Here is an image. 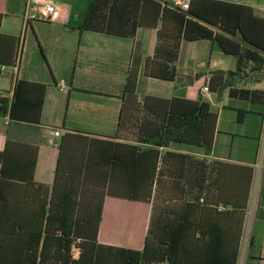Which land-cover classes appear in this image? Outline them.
<instances>
[{
	"label": "trees",
	"instance_id": "16d2710c",
	"mask_svg": "<svg viewBox=\"0 0 264 264\" xmlns=\"http://www.w3.org/2000/svg\"><path fill=\"white\" fill-rule=\"evenodd\" d=\"M6 3L0 0V24ZM80 3H84L81 9ZM188 3L182 7L170 0H77L73 11L80 12L81 18L78 22L69 18L67 23L129 37L141 26L157 28V44L147 58L145 71L167 80L176 79L180 73L176 62L181 42L208 38L236 59L235 68L212 71L207 81L209 90L228 88L230 96L264 105V87L235 84L252 71L264 75V14L249 3L235 0ZM20 46V36L0 31L1 69L17 65ZM45 92L46 84L41 81L17 79L13 99L0 96V115L39 123ZM156 99L160 105L154 108L152 101ZM144 104L148 115L130 136L146 145L125 144L129 151L124 157L117 148L119 143L113 142L116 146L108 165L109 181L60 182L57 178L50 202L46 191L36 212L10 208L11 201L0 194V264H238L248 192L242 198L226 197L219 180L207 175L219 189L218 196L208 197L204 165L210 166L205 159L175 149L161 150L172 143L211 152L218 112L202 97L165 99L149 95ZM237 110L238 119H243L246 109ZM10 146L9 141L0 151V179H30L36 158L27 174L14 173L10 169ZM172 159L179 164L174 167ZM188 162L195 165L189 178ZM166 175L174 176L167 182ZM249 175L248 185L251 168ZM21 184L28 193L32 183ZM166 184L176 190V197L158 192ZM110 198L128 202L121 237L110 232ZM20 202V206L31 205L33 200L26 197ZM140 202L151 203L145 233L146 220L140 223L135 208Z\"/></svg>",
	"mask_w": 264,
	"mask_h": 264
},
{
	"label": "crops",
	"instance_id": "0c3cea01",
	"mask_svg": "<svg viewBox=\"0 0 264 264\" xmlns=\"http://www.w3.org/2000/svg\"><path fill=\"white\" fill-rule=\"evenodd\" d=\"M56 1L67 14L65 19H31L28 23L25 0H7L0 24V31L16 36L30 25L41 53L39 58L34 57L37 51L32 45L23 66L19 56L17 65L0 68V95L4 94L11 101L19 78L46 84L39 123L13 119L9 114L0 115V151L11 142L8 151L11 171L27 174L30 163L36 158L30 179H0V194L11 201L10 208L40 211V199L47 191L50 202L57 178L60 182L109 181L108 165L116 146L113 142L119 143L117 148L124 157L129 151L125 144L146 145L130 136L138 128L139 121L148 115L144 104L146 96L165 99L202 97L208 99L213 110L218 112L211 152L172 143L161 150L175 149L190 153L194 158L203 157L210 166L204 165L208 197L218 196L219 189L207 175L219 180L226 197L242 198L248 192L238 264H264V105L230 96L228 88L221 92L203 88L213 70L235 68V57L208 38L183 40L176 62L180 70L178 77L167 80L150 76L145 65L157 44V28L141 26L133 37L81 28L76 23H67L69 18L74 22L81 18L80 12L73 11L75 1ZM83 4L80 3V9ZM197 45L198 49L195 48ZM261 76L252 71L247 76L251 85L241 84L246 77L237 79L235 84L264 87V75L262 79ZM152 102L154 108L159 107V100ZM239 107L246 109L241 120L238 119ZM55 128L60 129V135L51 132ZM171 164L175 167L179 163L172 159ZM187 165L189 178L190 168L194 175L195 165L190 162ZM250 168L252 175L248 185ZM172 176H168L167 182L173 179ZM27 181L32 183L28 193L21 184ZM165 186V189L160 186L158 192L176 197V190ZM26 197L32 199L33 204L20 206V200ZM140 203L148 206L145 233L151 203Z\"/></svg>",
	"mask_w": 264,
	"mask_h": 264
},
{
	"label": "rangeland",
	"instance_id": "374dc122",
	"mask_svg": "<svg viewBox=\"0 0 264 264\" xmlns=\"http://www.w3.org/2000/svg\"><path fill=\"white\" fill-rule=\"evenodd\" d=\"M77 2V0H73ZM241 2H246L251 4L256 11H258L261 14H264V0H237ZM37 22H34V24ZM21 36V46H20V51H19V56H21V64H25L29 58V52L32 50V45H34V49L37 51L34 53V57L39 58L41 55L39 49L36 47V41L34 37V32L31 29V26L29 25L28 27H24L22 29V32L20 33ZM24 43V47L22 46ZM23 47V49H22ZM196 49L199 48V45L195 47ZM247 78V79H246ZM245 80H242L241 84H247L251 85L252 82L249 81L248 77H246ZM128 202L119 200V199H113L110 198L108 200V219H109V224L111 226L110 232L111 234L115 235V237H121L123 235V230H124V219L126 215V210H127ZM137 211V217L140 220V223L142 221L146 220V214L148 213V206L144 203H136L135 207ZM143 226V225H142Z\"/></svg>",
	"mask_w": 264,
	"mask_h": 264
},
{
	"label": "built area",
	"instance_id": "2783aa9c",
	"mask_svg": "<svg viewBox=\"0 0 264 264\" xmlns=\"http://www.w3.org/2000/svg\"><path fill=\"white\" fill-rule=\"evenodd\" d=\"M179 4L182 7L189 6L188 0L180 1ZM25 14L27 20L44 19L49 21H57L65 19L67 16L62 6L56 0H25ZM61 88H64L62 84ZM203 88L204 90L208 91V83H206ZM51 132L55 135L61 134V131L58 128L52 129Z\"/></svg>",
	"mask_w": 264,
	"mask_h": 264
}]
</instances>
